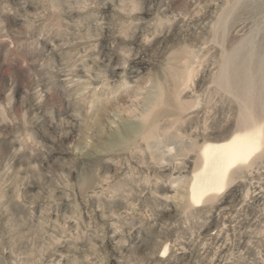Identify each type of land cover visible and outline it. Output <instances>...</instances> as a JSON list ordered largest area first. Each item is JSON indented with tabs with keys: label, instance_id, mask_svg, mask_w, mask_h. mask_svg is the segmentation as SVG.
<instances>
[{
	"label": "rangeland",
	"instance_id": "rangeland-1",
	"mask_svg": "<svg viewBox=\"0 0 264 264\" xmlns=\"http://www.w3.org/2000/svg\"><path fill=\"white\" fill-rule=\"evenodd\" d=\"M0 264H264V0H0Z\"/></svg>",
	"mask_w": 264,
	"mask_h": 264
},
{
	"label": "bare ground",
	"instance_id": "bare-ground-1",
	"mask_svg": "<svg viewBox=\"0 0 264 264\" xmlns=\"http://www.w3.org/2000/svg\"><path fill=\"white\" fill-rule=\"evenodd\" d=\"M244 133H240L226 144L220 146L217 152L209 153L208 150L205 151L206 162L211 161L215 163L217 172L213 177H210L206 183L209 184H219L213 186L212 189H221L223 187L224 179L228 173L229 168L239 162H245L254 154V152L259 150L261 130L257 131L254 129ZM214 180V181H213ZM213 181V183L211 182ZM205 183V184H206Z\"/></svg>",
	"mask_w": 264,
	"mask_h": 264
}]
</instances>
